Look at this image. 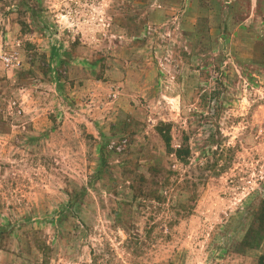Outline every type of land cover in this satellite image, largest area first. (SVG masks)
<instances>
[{
    "label": "rangeland",
    "instance_id": "obj_1",
    "mask_svg": "<svg viewBox=\"0 0 264 264\" xmlns=\"http://www.w3.org/2000/svg\"><path fill=\"white\" fill-rule=\"evenodd\" d=\"M0 264H264V0H0Z\"/></svg>",
    "mask_w": 264,
    "mask_h": 264
},
{
    "label": "built area",
    "instance_id": "obj_2",
    "mask_svg": "<svg viewBox=\"0 0 264 264\" xmlns=\"http://www.w3.org/2000/svg\"><path fill=\"white\" fill-rule=\"evenodd\" d=\"M6 62L9 63V60L7 59Z\"/></svg>",
    "mask_w": 264,
    "mask_h": 264
}]
</instances>
